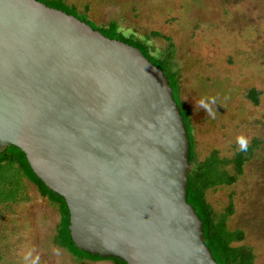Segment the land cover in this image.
I'll return each mask as SVG.
<instances>
[{
	"label": "water",
	"instance_id": "1",
	"mask_svg": "<svg viewBox=\"0 0 264 264\" xmlns=\"http://www.w3.org/2000/svg\"><path fill=\"white\" fill-rule=\"evenodd\" d=\"M63 197L82 251L219 264L188 201L190 138L163 69L39 0H0V154Z\"/></svg>",
	"mask_w": 264,
	"mask_h": 264
},
{
	"label": "rangeland",
	"instance_id": "2",
	"mask_svg": "<svg viewBox=\"0 0 264 264\" xmlns=\"http://www.w3.org/2000/svg\"><path fill=\"white\" fill-rule=\"evenodd\" d=\"M87 14L94 26L116 20L120 31L145 40L156 57L174 53L181 74V99L189 110L197 159L216 149L233 157L238 138L253 147L243 173L232 184H217L208 198L217 214L233 212L231 230L264 264V0H65ZM173 44V47L170 46ZM259 93V102L248 96ZM213 98L209 116L198 101ZM9 148V147H8ZM228 171L234 173L232 165ZM28 198L13 210L0 209V264H114L78 261L55 243L57 205L41 197L29 181Z\"/></svg>",
	"mask_w": 264,
	"mask_h": 264
},
{
	"label": "trees",
	"instance_id": "3",
	"mask_svg": "<svg viewBox=\"0 0 264 264\" xmlns=\"http://www.w3.org/2000/svg\"><path fill=\"white\" fill-rule=\"evenodd\" d=\"M46 5L61 9L68 14L75 15L82 21L92 25L94 29L100 30L105 36L118 39L138 47L150 61L163 69L169 78L170 85L174 90V97L178 103L181 114L184 117L186 127L190 138V164L188 201L191 203L204 223V240L211 249L215 260L219 264H254L255 256L253 250L241 242L244 240L242 230H231L226 220L227 215L233 212V206L230 204L226 208V213L217 214L209 201L208 194L217 184H232L243 173L244 163L253 147L259 142L253 140V145H247L246 150L238 149L234 156L222 157L218 150L213 149L203 159H197L195 151L194 128L189 110L184 106L181 99V74L179 68L173 69L174 53L169 51L163 57H156L151 52L150 45L134 35H124L116 20L110 21L106 26L96 27L92 24L87 14L88 8L80 12L75 5L68 4L65 0H39ZM173 47V44H170ZM176 67V66H175ZM249 98L258 103L259 93L251 89L248 93ZM232 165L234 173L228 171V166ZM29 181L41 197L48 199L57 205L60 215L57 226L55 243L66 249L78 261L83 260H113L114 264H127L119 258H102L99 255H93L80 250L74 243L70 234V212L65 199L53 191L49 190L44 182L33 172L25 153L15 146H10L0 154V209L9 208L17 205L28 198L27 184ZM0 226V240L4 238ZM0 249V263L2 260Z\"/></svg>",
	"mask_w": 264,
	"mask_h": 264
},
{
	"label": "clouds",
	"instance_id": "4",
	"mask_svg": "<svg viewBox=\"0 0 264 264\" xmlns=\"http://www.w3.org/2000/svg\"><path fill=\"white\" fill-rule=\"evenodd\" d=\"M215 103L213 98H208L207 100L201 99L198 101V104L201 108H203L209 116L213 115L211 104ZM238 143L240 144L241 150H246V142L243 138H238Z\"/></svg>",
	"mask_w": 264,
	"mask_h": 264
}]
</instances>
